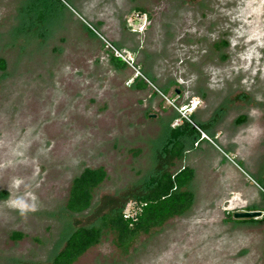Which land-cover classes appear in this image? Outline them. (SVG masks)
Masks as SVG:
<instances>
[{"label": "rangeland", "instance_id": "obj_1", "mask_svg": "<svg viewBox=\"0 0 264 264\" xmlns=\"http://www.w3.org/2000/svg\"><path fill=\"white\" fill-rule=\"evenodd\" d=\"M46 1L0 0V264H53L76 228L98 226L121 204L129 213L132 196L156 172L184 167L195 171L186 213L140 235L128 251L104 232L73 264H258L257 253H243L256 239L246 243L249 230L223 211L227 189L213 184L211 157L204 162L209 156L189 147L180 160L162 154L175 108L149 86H127L134 71L114 69L103 40L125 37L137 47L135 55L122 48L136 69L154 65L159 81L180 77L178 90L199 91L183 106L211 105L224 131L243 115L264 125V0ZM164 95L182 106L172 91ZM99 167L107 178L91 207L69 213L72 181Z\"/></svg>", "mask_w": 264, "mask_h": 264}, {"label": "crops", "instance_id": "obj_2", "mask_svg": "<svg viewBox=\"0 0 264 264\" xmlns=\"http://www.w3.org/2000/svg\"><path fill=\"white\" fill-rule=\"evenodd\" d=\"M138 10L141 9H135V11ZM123 38L125 37H122V39L119 37L116 40H113L115 42L114 45L117 47L116 44H118V46H120L118 48H124L126 50L128 49V51L134 55L137 54V47H128L127 40ZM170 50L171 47L169 45L168 52H170ZM105 54L109 64L114 69L120 71L126 69V67L121 68L116 66L112 62L109 52L107 53L105 51ZM153 56L156 55L154 54ZM182 59H179V61L174 63L175 67L179 68L177 65L183 63L184 60ZM170 67L171 66L168 65V71L171 70ZM143 68V73L147 77L151 78L153 82H157V84L160 86L159 88L164 94L170 95V91H172L173 95L178 98L176 99L177 102L179 101L178 103L182 106L191 101V97H196L199 93V91L194 93L190 91V89L186 90L185 88V92H183V90L181 91L180 89L178 90V88L184 84L180 77L179 79L168 77L166 82L159 81L156 76L154 65L148 67L144 66ZM130 88L138 92L147 91L146 85L141 81H136ZM190 92L194 95L187 96V94H190ZM150 95L151 97H155L152 94ZM211 108V105H207L204 108H197L194 111H191V118L193 117L194 119H192L194 121H198L195 122L196 126L199 128V130L205 133L213 141V143L203 139L201 137V133L198 130L193 132V134L190 136H182L181 141L184 144L182 157H184L188 147L190 150L196 151V153L201 155V157L209 156L208 159L203 160L204 162H207L206 160H209L211 157V160L205 165H208L210 168V170H208L212 171L220 180H215L213 184H217V188L221 186L223 189H227L225 193L226 207L223 211L227 217L232 220L233 224L242 225L244 229L249 230L246 231V233H248L246 237V243L249 240L250 244L251 239H256L252 242L253 245H250L247 250L243 249V253L246 252L247 255H251V253H257L258 264H264V125L260 119L248 118L247 116L243 115L237 117L233 121V124H235L233 125L234 127H230L227 129V131H224L218 127V121L215 119L214 114L209 112ZM157 110L168 115L171 114L172 111V109L161 107L160 104ZM205 112H208V114H206L208 115L207 121L203 120L202 118V115ZM195 113H197L196 118L194 117ZM151 116L154 117L155 115ZM175 117L176 114L173 112V117L171 118L174 119ZM164 118L166 119L167 117ZM184 126L185 123L177 127L171 126L172 129H169V138L172 137L174 130L177 128L182 130ZM243 134H247V136H244ZM241 135L244 136L242 139H240ZM228 153H230L232 156ZM224 155H227L231 159L235 158V160L233 159L234 162H231L229 159L226 161ZM238 162L242 163V166ZM236 212H259L261 214L260 216L251 219L234 218V216L230 217L231 214L234 215Z\"/></svg>", "mask_w": 264, "mask_h": 264}, {"label": "trees", "instance_id": "obj_3", "mask_svg": "<svg viewBox=\"0 0 264 264\" xmlns=\"http://www.w3.org/2000/svg\"><path fill=\"white\" fill-rule=\"evenodd\" d=\"M41 2V0H39ZM47 2L46 0H42ZM58 1V0H57ZM51 1L48 3L50 5ZM138 12H144L138 10ZM89 34L94 32L85 27ZM112 62L118 67L125 64L111 55ZM6 68L5 61L0 59V69ZM196 129L185 122L181 129L174 130L162 154L168 159L180 160L184 144L181 137L190 136ZM160 155V156H163ZM162 158V157H161ZM107 178L103 167L85 168L71 183L66 203V210L71 214L87 211L92 204L94 191ZM194 178V171L184 167L176 173L163 170L150 178L146 189L132 196L133 205L125 213V204L112 208L100 216V223L93 227H78L67 238L63 248L55 256L53 264H73L90 248L100 243L104 232L115 236L114 244L123 251H128L133 242L140 236L161 228L168 220L186 213L194 202V194L189 184ZM230 217H232L230 215ZM20 233H13L12 238L21 239Z\"/></svg>", "mask_w": 264, "mask_h": 264}, {"label": "built area", "instance_id": "obj_4", "mask_svg": "<svg viewBox=\"0 0 264 264\" xmlns=\"http://www.w3.org/2000/svg\"><path fill=\"white\" fill-rule=\"evenodd\" d=\"M88 28H90L94 33H97L95 31V29H93L92 27L88 26ZM103 40V39H102ZM104 41V45L107 49V51L113 55L115 58L121 60L126 67H129L130 69H132L134 71L133 77L126 83L127 86H132L136 81L140 80L141 82H143L146 86H149L150 88H152L154 90V92L156 94H159L160 96H162L164 99H166L170 105L175 108L176 112H177V118L174 120L173 122V126L177 127L180 124H182L183 122H187L189 123L192 127H194L196 130H198L201 133V137L203 139L208 140L209 142L213 141L205 134L203 133L201 130H199V128L196 126V124L190 120L189 116L190 114L188 112L193 111L194 107L196 105H192L190 107H188L186 110L185 106H181V107H176L169 99H167L165 97V95L154 85L153 81L150 80L147 76L144 75V73H142L140 70L136 69L135 64L133 59L131 58V56L129 55L128 52H126L125 50H122L118 47H116L114 44L106 41L105 39ZM226 157L228 159H230L227 155ZM231 160V159H230ZM232 161V160H231Z\"/></svg>", "mask_w": 264, "mask_h": 264}, {"label": "water", "instance_id": "obj_5", "mask_svg": "<svg viewBox=\"0 0 264 264\" xmlns=\"http://www.w3.org/2000/svg\"><path fill=\"white\" fill-rule=\"evenodd\" d=\"M259 212H236L234 213V218H255L260 216Z\"/></svg>", "mask_w": 264, "mask_h": 264}, {"label": "bare ground", "instance_id": "obj_6", "mask_svg": "<svg viewBox=\"0 0 264 264\" xmlns=\"http://www.w3.org/2000/svg\"><path fill=\"white\" fill-rule=\"evenodd\" d=\"M196 109V106L194 107V110Z\"/></svg>", "mask_w": 264, "mask_h": 264}]
</instances>
